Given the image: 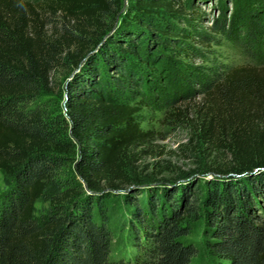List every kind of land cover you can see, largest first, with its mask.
<instances>
[{"label": "trees", "instance_id": "16d2710c", "mask_svg": "<svg viewBox=\"0 0 264 264\" xmlns=\"http://www.w3.org/2000/svg\"><path fill=\"white\" fill-rule=\"evenodd\" d=\"M224 41L253 63L192 64ZM58 89L66 115L46 99ZM158 102L194 115L202 188L133 179L156 138L139 114ZM0 171V264H193L194 223L212 263L264 264V0H0Z\"/></svg>", "mask_w": 264, "mask_h": 264}, {"label": "rangeland", "instance_id": "374dc122", "mask_svg": "<svg viewBox=\"0 0 264 264\" xmlns=\"http://www.w3.org/2000/svg\"><path fill=\"white\" fill-rule=\"evenodd\" d=\"M126 3V0H125ZM200 9L208 14L206 21L202 24L201 28L207 30L211 22L209 19L216 18L218 16L217 9H214L217 5V1H213L210 4H198ZM233 6L230 5L229 11H232ZM119 22V21H118ZM213 53L208 55L206 61L199 59L192 62L195 66L209 67L215 63H221L223 65L241 64V63H253L251 59H247L245 55L240 51L239 46L230 44L226 41L221 46L212 47ZM162 74H158L157 82L164 89H167V83L163 78L164 70ZM72 76L66 70H61L58 74V84L65 85L66 80ZM64 93L62 90H56L55 93L47 95L46 99L50 101L52 111L59 109L57 115L66 113L62 110ZM153 99L155 97H152ZM156 100V99H155ZM166 109L155 103L152 108L144 107L139 114V119L142 122L144 129L151 130L156 134V138L153 141L152 153L145 155L139 162L135 163L134 169H132L133 179L140 180V188L146 185V182L160 181V180H177L181 184H187L188 182L199 181V185L202 188L205 179H208L211 175L207 172L209 167V160L205 155L204 146L202 142L197 138L196 126L197 122L194 119V115L183 119L182 122H176L166 118ZM194 114V110H192ZM183 173L190 174L191 177L188 180H184ZM135 181V180H133ZM10 184V178L0 171V194L3 193ZM148 184V183H147ZM121 196L112 195L109 198V204L111 205L115 218L111 221L112 230L115 235V244L113 247L114 255H122L130 250L128 245L126 233H124V226L121 225L123 212H121L119 205L121 204ZM49 199L44 198L36 204L37 218L45 216L49 209ZM202 230L199 223L193 225L192 233L188 242L196 245L200 251V255L196 258L193 264H214L208 259V255L205 251L206 247L202 238ZM129 246V247H127Z\"/></svg>", "mask_w": 264, "mask_h": 264}, {"label": "water", "instance_id": "95a60500", "mask_svg": "<svg viewBox=\"0 0 264 264\" xmlns=\"http://www.w3.org/2000/svg\"><path fill=\"white\" fill-rule=\"evenodd\" d=\"M116 26H117V23H116L115 27H116ZM115 27H114V28H115ZM75 71H76V70H75ZM75 71H74V72H75Z\"/></svg>", "mask_w": 264, "mask_h": 264}]
</instances>
